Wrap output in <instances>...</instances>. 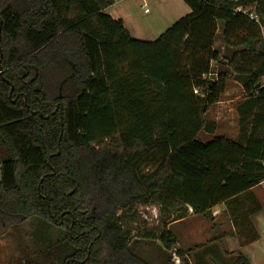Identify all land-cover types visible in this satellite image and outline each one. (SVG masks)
I'll list each match as a JSON object with an SVG mask.
<instances>
[{
    "label": "trees",
    "instance_id": "trees-1",
    "mask_svg": "<svg viewBox=\"0 0 264 264\" xmlns=\"http://www.w3.org/2000/svg\"><path fill=\"white\" fill-rule=\"evenodd\" d=\"M183 1L146 42L106 13L115 0H0V228L65 232L17 264H152L141 240L190 264L169 225L264 182V0ZM233 77L238 139L207 119ZM148 206L160 220L141 230Z\"/></svg>",
    "mask_w": 264,
    "mask_h": 264
},
{
    "label": "crops",
    "instance_id": "crops-1",
    "mask_svg": "<svg viewBox=\"0 0 264 264\" xmlns=\"http://www.w3.org/2000/svg\"><path fill=\"white\" fill-rule=\"evenodd\" d=\"M127 1L115 0V4L108 8L106 13L114 19H122L133 38L146 36V34L139 33L140 28L144 29L149 26L154 31L155 27L159 25L162 27L164 24L166 27L158 33L162 35L175 22L191 13L183 0H154L157 14L155 19L151 20H154V23L149 22L148 26L140 27L136 24L137 21L132 15L131 7L129 12L121 8ZM141 1H143L142 6L147 2L151 3L149 0ZM123 7L128 8V5ZM151 39L146 37L140 41L149 42ZM223 50L222 47L221 51ZM206 215H211L214 228L217 223L222 229H227L223 235H217L216 240L220 243L219 246L191 244L192 238L195 240L209 236L208 232L212 230V225ZM193 220L197 221L194 226L190 225ZM198 223H201V226ZM169 230L177 236L178 248L190 252V264H233L239 255L245 257L249 264H264V182L251 191L212 208L205 215H195L189 208L185 212V217L169 225Z\"/></svg>",
    "mask_w": 264,
    "mask_h": 264
},
{
    "label": "rangeland",
    "instance_id": "rangeland-1",
    "mask_svg": "<svg viewBox=\"0 0 264 264\" xmlns=\"http://www.w3.org/2000/svg\"><path fill=\"white\" fill-rule=\"evenodd\" d=\"M149 1L151 3L147 2L146 5L142 6L143 1L141 0H128L123 4V6L128 5V8L123 6H121V8H123L126 12H129L131 7L132 15L137 21V26L145 27L148 26L149 22L154 23V20H151L155 19V16L157 15L154 4L156 0ZM110 13L112 12L110 11ZM128 25H130L129 22ZM160 26L161 25H159V27H155L154 31L149 26L148 28L145 27L144 29L140 28L139 33H141V35L146 34V36L143 38H137L136 36L135 38L138 40H144L147 37L148 39L152 38L149 42L156 41L161 35L158 34L159 31L166 27L164 24L162 27ZM129 27L131 28V26ZM216 48L222 52V56L224 55V60L232 56V52L228 51L227 49L221 51L222 45L219 41L216 44ZM227 65L228 64H226L225 61H222V64L216 69L217 71L222 72L230 71ZM243 92V82L241 80L235 77L229 79L226 93L222 97L221 102L214 106L207 116L208 120L217 123L218 127L216 135L227 136L233 139H238L241 136L239 114L237 109L238 106L244 101ZM200 138L210 141L212 137L208 134L201 133ZM138 211L140 212L139 215L141 217V225H139L138 228H141V230L156 227V225L159 223V208L155 206L142 208L139 207ZM206 216L209 218V221L212 225V230L208 232L209 236L202 239L197 238L195 240L192 238L193 240L191 244L194 245L202 243L206 246H219L220 243L217 242L218 240H216L217 235H223L227 229H222L219 225H217V223H215L216 228H214V222L211 221V215ZM143 222L145 224H143ZM196 222V220H193L190 222V225L194 226ZM201 223L202 225H205V223ZM201 223H198V225L201 226ZM64 233L65 232L62 228L56 227L47 221L36 218L27 221L17 229L0 228V264H17V262L23 260L27 253H37L44 250V248L57 243L63 238ZM136 233L137 230L134 232V234ZM132 243H134V240H132ZM135 249L143 258L150 261L152 264H165L166 262L165 253L162 250L159 242L141 240L140 243L135 246Z\"/></svg>",
    "mask_w": 264,
    "mask_h": 264
},
{
    "label": "water",
    "instance_id": "water-1",
    "mask_svg": "<svg viewBox=\"0 0 264 264\" xmlns=\"http://www.w3.org/2000/svg\"><path fill=\"white\" fill-rule=\"evenodd\" d=\"M11 91H13V87H12V90Z\"/></svg>",
    "mask_w": 264,
    "mask_h": 264
}]
</instances>
